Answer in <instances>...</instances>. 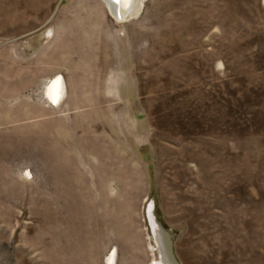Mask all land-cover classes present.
Segmentation results:
<instances>
[{
  "label": "rangeland",
  "instance_id": "obj_1",
  "mask_svg": "<svg viewBox=\"0 0 264 264\" xmlns=\"http://www.w3.org/2000/svg\"><path fill=\"white\" fill-rule=\"evenodd\" d=\"M138 7L0 0V264H264V0Z\"/></svg>",
  "mask_w": 264,
  "mask_h": 264
},
{
  "label": "water",
  "instance_id": "obj_2",
  "mask_svg": "<svg viewBox=\"0 0 264 264\" xmlns=\"http://www.w3.org/2000/svg\"><path fill=\"white\" fill-rule=\"evenodd\" d=\"M124 16L125 13L121 12L119 18ZM144 215L155 250L156 261L153 264H178L172 249V233L157 219L153 200L146 203Z\"/></svg>",
  "mask_w": 264,
  "mask_h": 264
},
{
  "label": "bare ground",
  "instance_id": "obj_3",
  "mask_svg": "<svg viewBox=\"0 0 264 264\" xmlns=\"http://www.w3.org/2000/svg\"><path fill=\"white\" fill-rule=\"evenodd\" d=\"M102 1H104V4L108 6L111 13L117 18V20L119 19L121 20V18H119L121 12L125 13L124 18H126L128 15L135 14L139 9L138 7L139 0H120V2H114V0H102ZM60 78L58 77L52 80L46 89L47 95L51 99L53 104H56L57 99L59 100L61 91L63 89ZM112 261L113 260L111 259L110 256L107 260V264H113Z\"/></svg>",
  "mask_w": 264,
  "mask_h": 264
},
{
  "label": "snow or ice",
  "instance_id": "obj_4",
  "mask_svg": "<svg viewBox=\"0 0 264 264\" xmlns=\"http://www.w3.org/2000/svg\"><path fill=\"white\" fill-rule=\"evenodd\" d=\"M114 2H120V0H114Z\"/></svg>",
  "mask_w": 264,
  "mask_h": 264
}]
</instances>
